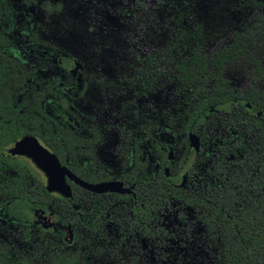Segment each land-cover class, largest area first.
Here are the masks:
<instances>
[{
	"label": "trees",
	"instance_id": "16d2710c",
	"mask_svg": "<svg viewBox=\"0 0 264 264\" xmlns=\"http://www.w3.org/2000/svg\"><path fill=\"white\" fill-rule=\"evenodd\" d=\"M20 1L39 5L46 19L53 15L40 0ZM245 1L257 22L235 31L227 46L206 54L180 31L159 51L128 52L136 74L104 87L100 80L89 85L82 70L78 82L69 67L72 58L94 65L85 58L98 56L106 34L85 22L72 48L31 36L19 42L11 0H0V264H264V16L257 12L264 0ZM238 61L248 68L241 89L226 74ZM97 86L133 99L167 90L161 123L120 143L123 165L113 174L98 160V129L71 111ZM189 131L200 137L198 152L188 145ZM24 135L87 180L135 184V197L78 186L69 198L48 192L27 158L6 154ZM178 160L185 186L173 172ZM164 165L171 166L168 176ZM41 210L53 214V228L34 220Z\"/></svg>",
	"mask_w": 264,
	"mask_h": 264
},
{
	"label": "rangeland",
	"instance_id": "374dc122",
	"mask_svg": "<svg viewBox=\"0 0 264 264\" xmlns=\"http://www.w3.org/2000/svg\"><path fill=\"white\" fill-rule=\"evenodd\" d=\"M43 3L46 9L53 10L49 19L43 16L39 5L30 9L20 0H11L15 12L12 32L16 39L22 38L19 42H23L31 36L72 48L80 43L75 42L78 41L75 37L79 36L74 33L80 32L78 27L87 22L86 29L106 34L107 37L100 41L103 49L98 51V56L85 58L86 61H96L94 65H81L79 59L73 58L69 69L76 74L82 69L89 85L95 86V81L100 80L104 87H113L119 78L130 73L133 62L128 52L145 56L159 51L169 42L171 35L183 31L187 42L195 43L206 54H213L230 43L235 31L257 22L255 9L245 0H40L39 4ZM257 12L264 16L262 10ZM113 32L116 33L110 38ZM247 72L248 68L241 61L230 63L226 70L237 89L248 86ZM77 77L81 79V74ZM166 91L133 100L128 93L110 96L101 87H91L81 102L72 104L74 116L96 127L101 134L97 154L103 168L112 172L119 167L117 156L113 154L119 141L118 133L128 137L141 128L152 130L156 122L161 123ZM163 139L170 141L172 137L165 134ZM26 162L42 176L30 160L26 159ZM183 169L180 160L174 163L176 176L183 174ZM33 215L43 228L54 225V216L49 211L41 210ZM70 236V229H66L65 239Z\"/></svg>",
	"mask_w": 264,
	"mask_h": 264
},
{
	"label": "water",
	"instance_id": "95a60500",
	"mask_svg": "<svg viewBox=\"0 0 264 264\" xmlns=\"http://www.w3.org/2000/svg\"><path fill=\"white\" fill-rule=\"evenodd\" d=\"M188 141L189 145L195 151H199L200 138L197 133L190 132L188 134ZM8 155L11 157L17 155L28 157L44 173L47 191L59 193L63 197H69L71 195V187L68 180L90 192L98 194L106 192L129 193L131 191L120 180L89 182L80 178L66 165L62 164L57 155L45 147L34 135H24L13 142ZM168 158L171 160L174 158L171 149L168 152ZM164 173L166 176L169 175L168 166L164 167ZM186 180V174H183L180 185H185Z\"/></svg>",
	"mask_w": 264,
	"mask_h": 264
},
{
	"label": "flooded vegetation",
	"instance_id": "af4514ba",
	"mask_svg": "<svg viewBox=\"0 0 264 264\" xmlns=\"http://www.w3.org/2000/svg\"><path fill=\"white\" fill-rule=\"evenodd\" d=\"M73 59V58H72ZM71 70V69H70ZM81 70L82 69H80L79 71H78V74L80 73L81 74V79L79 78V77H77V75L78 74H76L75 73V71H72V73L74 74V75H76V77H77V80H78V82H81V80H82V78H83V73L81 72ZM134 72H130L129 74H133ZM134 74H136V72L134 73ZM149 94H153V92H151V93H149ZM148 94V95H149ZM143 97H145V96H140L139 98H136V97H134V99H140V98H143ZM133 99V98H132ZM133 99V100H134ZM72 104H74V102L72 103ZM248 106H249V104H248ZM71 107H72V105H71ZM258 114H260L259 112H258ZM73 116H74V114H72ZM76 118V117H75ZM76 120H78L77 118H76ZM78 122H79V120H78ZM82 122V121H81ZM142 129H147L148 130V128H141V129H139L137 132H139L140 130H142ZM151 131V130H150ZM136 132V133H137ZM190 132H194V131H189L188 133H187V141H188V134L190 133ZM100 133V132H99ZM195 133H197V132H195ZM119 135H118V139H119V141H118V143L116 144V146L114 147V155H116L117 156V159H118V162H119V167L115 170V171H110L109 169H107V168H104L105 170H107L110 174H113V173H115V172H117L119 169H121L122 168V162H121V160H119V151L121 150L120 149V143H122L123 141H125L126 140V137L127 136H123L121 133H118ZM100 136H101V134H100ZM199 136V135H198ZM200 138V137H199ZM39 140V139H38ZM40 141V140H39ZM41 142V141H40ZM13 144V143H12ZM44 145V144H43ZM188 145H189V141H188ZM200 145H201V141H200ZM45 146V145H44ZM11 147V146H10ZM46 147V146H45ZM189 147H191L190 145H189ZM48 148V147H47ZM192 148V147H191ZM49 149V148H48ZM172 150V148H167L166 149V151H167V158H168V152H169V150ZM193 149V148H192ZM50 150V149H49ZM200 150V149H199ZM173 151V150H172ZM195 151V150H194ZM9 152V151H8ZM8 152L6 153L7 155H8ZM53 152V151H52ZM196 152H198V151H196ZM173 154H174V152H173ZM9 156V155H8ZM17 156H20V155H17ZM11 157V156H10ZM12 157H16V156H12ZM21 157H25V158H27L28 160H30L28 157H26V156H21ZM168 160H171V159H169L168 158ZM175 160V155H174V158L171 160L172 162ZM31 161V160H30ZM32 162V161H31ZM61 162V161H60ZM33 163V162H32ZM175 163H177V161L175 162ZM34 164V163H33ZM65 165V164H64ZM174 165V163H172V166ZM35 166V165H34ZM67 166V165H66ZM165 166H168L169 167V174H170V168H171V166H169V165H164L163 166V171H164V167ZM36 167V166H35ZM68 167V166H67ZM37 168V167H36ZM69 168V167H68ZM103 168V167H102ZM40 172H41V174L43 175V178H44V180H45V188H46V177H45V175H44V173L39 169V168H37ZM69 169H71V168H69ZM71 171L73 172V173H75L72 169H71ZM77 176H79L77 173H75ZM165 174V173H164ZM183 174H186V173H183ZM183 174H181L180 176H181V181H182V175ZM166 176V175H165ZM176 176V175H175ZM80 178H82V179H84V180H86V181H89V182H100V181H105V180H120V181H122L123 182V184H124V186L125 187H129L130 188V192L128 193V192H125V193H117V192H106V193H100V194H107V193H116V194H129V195H131V196H133V197H135V184H127L125 181H123L122 179H120V178H117V177H112V178H109V179H102V180H96V181H90V180H87V179H85V178H83L82 176H79ZM186 177H187V174H186ZM68 182H69V184H70V187H71V195L69 196V197H72L73 196V194H74V186H78V187H80L79 185H77V184H75V183H73V182H71L70 180H68ZM186 182H187V180H186ZM181 183V182H180ZM180 183H179V185H180ZM186 184V183H185ZM181 186V185H180ZM183 186H185V185H183ZM82 188V187H81ZM84 189V188H83ZM47 190V189H46ZM86 190V189H85ZM88 191V190H87ZM49 192V191H48ZM88 192H90V191H88ZM51 193H55V194H59V193H56V192H51ZM91 193H94V192H91ZM94 194H98V193H94ZM60 195V194H59ZM62 196V195H61ZM69 197H66V198H69ZM54 227V225L52 226V228ZM50 229V228H49ZM68 229H70V228H68ZM70 232H71V236L68 238V239H70L71 237H72V231H71V229H70ZM64 238H65V236H64Z\"/></svg>",
	"mask_w": 264,
	"mask_h": 264
}]
</instances>
